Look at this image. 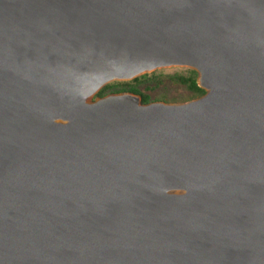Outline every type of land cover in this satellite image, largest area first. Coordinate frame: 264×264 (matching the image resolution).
Wrapping results in <instances>:
<instances>
[{"label":"water","instance_id":"water-1","mask_svg":"<svg viewBox=\"0 0 264 264\" xmlns=\"http://www.w3.org/2000/svg\"><path fill=\"white\" fill-rule=\"evenodd\" d=\"M0 264H264V0H0Z\"/></svg>","mask_w":264,"mask_h":264},{"label":"trees","instance_id":"trees-1","mask_svg":"<svg viewBox=\"0 0 264 264\" xmlns=\"http://www.w3.org/2000/svg\"><path fill=\"white\" fill-rule=\"evenodd\" d=\"M198 72L195 69L188 67H171L168 69H157L149 73L142 74L132 80H115L105 86L96 94V96H104L110 92H123L131 91L135 93L141 92L138 90L137 85L142 82L160 81L163 77L169 78L171 81L183 84L191 92V98H196L203 95L206 91L197 83ZM142 95L144 103L151 102V99L146 94Z\"/></svg>","mask_w":264,"mask_h":264},{"label":"rangeland","instance_id":"rangeland-1","mask_svg":"<svg viewBox=\"0 0 264 264\" xmlns=\"http://www.w3.org/2000/svg\"><path fill=\"white\" fill-rule=\"evenodd\" d=\"M160 68V69H168ZM141 94H146L150 97L151 101H165L169 103L184 102L190 100L191 92L187 86L171 81L167 77H163L160 81L142 82L137 85ZM117 93V92H110ZM139 94L141 97L142 95Z\"/></svg>","mask_w":264,"mask_h":264}]
</instances>
